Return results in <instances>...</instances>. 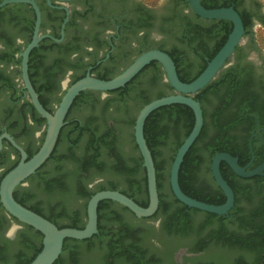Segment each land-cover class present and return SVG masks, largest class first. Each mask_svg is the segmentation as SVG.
I'll list each match as a JSON object with an SVG mask.
<instances>
[{
	"label": "trees",
	"instance_id": "1",
	"mask_svg": "<svg viewBox=\"0 0 264 264\" xmlns=\"http://www.w3.org/2000/svg\"><path fill=\"white\" fill-rule=\"evenodd\" d=\"M202 4L209 9L213 7L205 1ZM24 6L29 5L14 3L0 8V40H5L7 45H12V33L21 29L30 33L28 43L32 39L36 14L30 7V12L24 17ZM243 20L247 28L249 20ZM229 27L228 32H231L233 25ZM202 31L199 24L189 21L181 33L169 38L171 45L167 49H164L165 43L160 47L172 56L179 77L184 82H191L200 75L228 38L225 35L222 40L212 43L205 39V32ZM208 33L216 36L213 27L209 28ZM38 49L35 48L30 55V77L42 104L53 112L49 107L51 99L46 94L49 88L46 84L39 83L32 70L34 55ZM191 51L196 53L198 60L190 62L188 53ZM0 59L10 61L14 59V52L0 51ZM18 62L21 63V58ZM251 69L249 65L231 66L195 96L203 108L204 126L187 153L179 175L183 191L193 198L211 204L226 201L225 193L213 176L202 175L204 166L210 171L215 154L229 152L239 156L241 166L251 158L249 138L255 120L252 116L256 114L259 118V109L255 106L258 104L256 101L253 103L254 95L250 86ZM82 77H77L75 81ZM112 77L105 75L99 78ZM0 82L3 87L11 88L12 98H16L17 89L12 78L1 73ZM168 86L171 87L170 84ZM124 88L108 91L118 93L119 99L111 96L102 100L100 91L92 90L78 95L70 112L84 107L89 111L86 113V120L66 122L54 152L37 171L44 180L41 189L48 208H39L34 196L29 193L22 195L15 192V198L20 203L60 228H83L87 220L88 200L100 190H120L140 205L148 206L147 172L135 140L134 125L138 112L145 104L167 94L162 91L152 98L141 100L140 106L129 120L116 117L117 124H109L108 109L115 100H125L127 91ZM222 89H225L223 97ZM209 92L214 93L216 99L212 102L215 107L208 113L205 103ZM60 100L61 97L58 103ZM24 107L31 111L38 125L46 122L29 100ZM98 110L100 111L96 114L95 111ZM248 121L251 122L250 125L238 131V127ZM194 123L193 109L180 103L160 107L146 120L144 132L155 161L160 198L159 208L152 217L160 215V225L151 224L150 218L137 217L129 208L116 201L103 200L98 209V232L83 240L66 239L62 254L53 264H179L174 261V255L181 247H188L184 264H264V176L243 178L223 161L222 174L235 192V205L228 214L222 215L189 207L178 200L172 191L169 179L171 164ZM10 130L12 131V127ZM130 130V137H127L126 132ZM171 133L174 135L171 136ZM128 144L133 146L135 154L127 150ZM254 151L256 159L252 167L264 162V150L254 147ZM51 161L54 164L48 170H43ZM108 175L126 183L127 188L119 187L118 181L113 180L107 184L99 181ZM200 179L213 186L214 192L207 193L204 187H196ZM240 180L244 182L240 183ZM78 200L82 202L79 208L74 209ZM39 233L40 245L35 247L33 253H27L28 250L25 249L16 253V246L5 239V245H0V264H30L43 247V234Z\"/></svg>",
	"mask_w": 264,
	"mask_h": 264
},
{
	"label": "flooded vegetation",
	"instance_id": "2",
	"mask_svg": "<svg viewBox=\"0 0 264 264\" xmlns=\"http://www.w3.org/2000/svg\"><path fill=\"white\" fill-rule=\"evenodd\" d=\"M202 1L210 3L213 6L210 9L233 6L239 13L243 14L242 19L249 20L248 27L245 28V41L239 45V49H236L233 57L228 61V66L221 73L238 64L242 67L246 65L252 67L250 86L254 95L253 103L255 104L256 101L258 104L255 106L259 109V118L256 114L252 116L255 120L249 138V146L252 142L253 148L257 147L259 150H264V65L253 59V53L257 50V28L264 27L263 0ZM36 2L42 12L41 33L60 39V41H56L47 37L40 42L37 47L39 49L34 55V67L32 69L35 76L38 77L39 83L48 86L49 89L46 94L51 99L49 107L53 111L56 109L58 99L62 97L66 87L74 83L77 77L85 76L88 72L96 77L105 75L114 77L130 65L142 52L155 48L160 49L164 43L166 44L164 49H167L171 45H169V38L178 32L181 33L189 21L199 24L205 32V39L211 40L212 43L222 40L225 35L229 36L231 33L228 32L229 26L233 25L231 21L226 19H208L197 15L192 10L189 0H160L156 5L148 4L143 0H36ZM30 7L32 6L22 7L24 17H27ZM210 27L216 30V36L214 34L209 35ZM15 32L12 33L13 37H11L12 45H7L5 40H0V51L14 52V59L10 61L0 59V75L4 73L5 76L12 78V83L17 89L16 98L13 99L12 89L7 86L3 87V83L0 82V137L4 133H9L26 150L28 158H30L38 151L43 142L46 122L38 125L31 111L24 107L25 102L30 101V99L24 89L21 63L18 60L21 58L20 53L28 44L30 33L23 29ZM33 33L34 30L32 37ZM188 59L190 62L196 61L198 56L191 51L188 53ZM14 66L19 68L17 77L10 74ZM168 84L162 65L158 61H152L124 86L127 91L125 100H115L112 103L108 109L109 124L116 125V117L129 120L131 116H134L133 108L136 105L140 106L143 99L152 98L162 91L167 95L174 93V88L169 87ZM224 94L225 89H222L221 97ZM99 95L102 100L111 96L116 99L120 97L118 93H103L101 91ZM215 99L214 93H207L205 108L208 113L215 107V104L212 103ZM99 111H96V114ZM72 112L68 113L67 122H69ZM250 123V121L242 123L238 127V131ZM10 127H12V131ZM255 159L256 156L252 160L251 153L250 160L244 166L248 165V169L257 167L258 165L252 167ZM20 160L21 152L9 139L2 138L0 184L3 177ZM37 171L19 184L15 192H20L22 195L26 193L33 195L38 207L46 210L48 208L47 201L41 189L44 180L39 177ZM202 171L203 177L213 176L212 169L207 171L204 166ZM259 176H264V174ZM239 182L243 183L244 181L240 180ZM196 184L198 188L204 187L207 193L214 192L213 186L211 187L205 181L203 183L201 179ZM161 220V216L157 215L150 217L149 222L159 226ZM5 239L10 240L13 246H16L15 248L28 249L30 253H33L35 247L40 245L41 235L35 228L10 215L0 201L1 246L5 245ZM186 255V250L184 253H181L180 250V254L174 255V261L184 264Z\"/></svg>",
	"mask_w": 264,
	"mask_h": 264
},
{
	"label": "water",
	"instance_id": "3",
	"mask_svg": "<svg viewBox=\"0 0 264 264\" xmlns=\"http://www.w3.org/2000/svg\"><path fill=\"white\" fill-rule=\"evenodd\" d=\"M14 3H27L32 6L36 14L33 37L20 53L21 76L24 89L30 101L40 116L46 119V131L40 148L30 158H28L26 150L9 133H4L0 137V149L2 148V138L6 137L21 152V160L19 163L1 181L0 201L10 215L17 218L20 222L32 226L43 234V247L30 264H53L62 254L66 239L74 238L83 240L96 234L98 232L99 204L103 200L116 201L129 208L139 218H150L155 215L160 202L157 170L152 151L145 137L144 129L148 116L160 107L180 103L191 107L195 114L194 126L178 148L170 168L169 179L172 191L182 203L192 208L219 215L229 213L235 205V192L222 174V161H226L232 170L241 177L249 178L264 174V162L253 169H248V165L241 166L239 164L238 156H234L229 152H219L216 154L213 157L211 169L217 185L226 195V201L222 204H211L189 196L183 191L179 181L180 170L184 159L199 137L204 126L203 108L200 101L195 98V95L218 78L221 71L228 66V61L233 57L237 47L245 41L246 29L243 19L233 6L209 9L202 4L201 0H189L192 10L197 15L208 19H226L233 23V29L225 44L208 62L200 75L191 82H184L180 79L176 63L168 52L158 48L150 49L139 54L122 72L110 79H101L88 72L85 76L66 87L56 109L51 112L42 104L40 96L32 83L29 72V61L31 52L40 45L43 39L47 37H51L56 41H60V39L49 34L41 33L42 12L36 0H2L0 2V8ZM152 61H158L162 65L166 80L174 88L175 92L153 99L145 104L136 116L134 135L143 157V165L147 172L149 191L148 206L140 205L132 197L120 190L104 189L94 193L88 200L87 220L83 228H60L48 218L20 203L14 195L16 187L49 160L56 148L61 130L67 122V115L78 95L87 90L106 93L124 87ZM250 149L253 160L255 154L252 142ZM181 253H184V250H181Z\"/></svg>",
	"mask_w": 264,
	"mask_h": 264
},
{
	"label": "rangeland",
	"instance_id": "4",
	"mask_svg": "<svg viewBox=\"0 0 264 264\" xmlns=\"http://www.w3.org/2000/svg\"><path fill=\"white\" fill-rule=\"evenodd\" d=\"M145 1L146 3L148 4H152V5H156L160 0H143ZM263 3H264V0H263ZM257 36H256V46H257V50L254 51L253 53V59L255 61H257L258 63L260 64H263L264 65V27H258L257 28V32H256ZM25 36V34H23ZM10 74L11 76L13 77H17L19 75V68L17 66H14V68H12V70L10 71ZM5 94H8V93H5ZM137 107H139V105H136L134 108H133V112L135 114V111L137 109ZM88 110L87 109H84V107H79V108H76L73 110L72 114H71V118L70 120L76 118L78 120H82V121H85L86 120V113L88 114ZM96 113V111H95ZM130 133H131V130L126 132V135L127 137H130ZM129 145V144H128ZM63 147L60 148V150H62ZM127 150H129L130 152H132V154H135V151L133 150V146L132 145H129L127 146ZM54 164V161H51L48 163V165L45 167L46 170H48L52 165ZM118 181L120 183V186L121 188H127V185L126 183H124L123 181H119L115 176L113 175H108V176H104L102 178H100L99 181L101 182H104V183H109L110 181ZM138 197H141L140 193H137L136 194ZM82 200H78L75 202L73 208L74 209H77L79 208L80 204H81ZM67 221V220H66ZM20 247H17L16 248V253L20 251ZM25 250H28V249H25ZM180 250H186L188 251V247H181L179 248L175 254H180ZM30 250L27 251V253H29Z\"/></svg>",
	"mask_w": 264,
	"mask_h": 264
}]
</instances>
